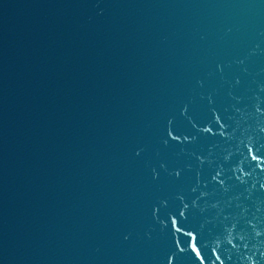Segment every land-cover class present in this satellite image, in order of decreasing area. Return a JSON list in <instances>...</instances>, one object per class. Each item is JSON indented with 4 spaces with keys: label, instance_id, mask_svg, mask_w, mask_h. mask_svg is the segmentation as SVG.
Returning <instances> with one entry per match:
<instances>
[{
    "label": "water",
    "instance_id": "95a60500",
    "mask_svg": "<svg viewBox=\"0 0 264 264\" xmlns=\"http://www.w3.org/2000/svg\"><path fill=\"white\" fill-rule=\"evenodd\" d=\"M0 264H264V0H0Z\"/></svg>",
    "mask_w": 264,
    "mask_h": 264
}]
</instances>
